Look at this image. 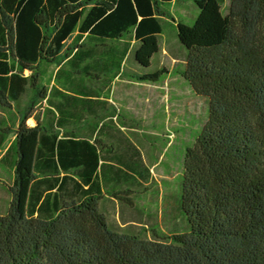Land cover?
Returning a JSON list of instances; mask_svg holds the SVG:
<instances>
[{"label": "trees", "instance_id": "16d2710c", "mask_svg": "<svg viewBox=\"0 0 264 264\" xmlns=\"http://www.w3.org/2000/svg\"><path fill=\"white\" fill-rule=\"evenodd\" d=\"M174 1L195 4L192 24L165 11ZM226 2L0 0V110L20 108L28 88L36 91L15 129L0 123V151L15 135L1 159L15 177L0 216V264H264V0ZM163 18L176 24L186 49L181 76L208 114L184 154L175 206L184 228L148 238L136 221L117 226L102 211L109 195L126 209L148 190L141 150L128 138L93 137L112 123L87 122L73 105L95 99L84 88L83 98L70 93L72 82L68 92L43 86L38 70L55 65L57 80L97 82L136 44L140 79L157 83L167 73L150 71Z\"/></svg>", "mask_w": 264, "mask_h": 264}, {"label": "rangeland", "instance_id": "374dc122", "mask_svg": "<svg viewBox=\"0 0 264 264\" xmlns=\"http://www.w3.org/2000/svg\"><path fill=\"white\" fill-rule=\"evenodd\" d=\"M227 6L228 0L224 9ZM164 9L176 21L186 24H192L198 15V8L192 1H174L165 5ZM162 22L161 51L153 57L150 71L165 68L167 73L157 83L137 85L130 73L131 68L135 67V44L124 63L125 71L116 79L113 91H105L103 96L113 103L114 109L121 115L124 123L119 120L117 123L141 150L151 169L153 181L147 186L148 190L135 200L133 208L124 209L109 195L102 211L117 226L136 221L135 230L148 238L154 237L153 229L171 236L177 228H184L181 216L175 211L182 183L184 154L196 143L208 114L207 102L197 96L181 76L186 49L179 42L176 24L170 18H163ZM175 57L179 58V62H175ZM57 70L55 65L40 67L41 84L61 89L55 78ZM24 74L32 75L30 71ZM35 94L36 91L29 87L19 103L20 108L16 105L2 108L0 123L15 129L23 111L31 107ZM46 107L44 101L37 103L35 114L46 110ZM28 124H34L31 118ZM14 138V133L10 134L0 151V216L6 214L12 201L9 189L14 183V169L10 161L1 159Z\"/></svg>", "mask_w": 264, "mask_h": 264}, {"label": "crops", "instance_id": "0c3cea01", "mask_svg": "<svg viewBox=\"0 0 264 264\" xmlns=\"http://www.w3.org/2000/svg\"><path fill=\"white\" fill-rule=\"evenodd\" d=\"M131 53H132V50L128 52L127 58ZM125 61H124V63H125ZM124 63L118 71L111 72L105 77L100 75L99 81H97V82H95V81L93 82L91 79H89L87 77H83L82 75H71V74H69L68 80L67 79L66 80L65 79L57 80V82L61 86V89L59 88L61 91L68 92V90H67L68 88H67V86L64 85V83L68 84V83L72 82L74 90H72V91L70 90V93H73L74 95H78L79 97L83 98L84 97L83 95L77 94V93L79 90L82 91L84 88V91L87 92V94L90 97H92V99H95L94 102H82L80 104L76 103L73 105V108L75 110V113H77V111L81 110L82 112H80V113L86 117L87 122H91V121H103V122H105V121H108V122L112 123L111 124V130L110 129L101 130V131H99V133L97 130L93 134V137H96L98 134V137L103 139V142H108L109 145L111 144V142L108 141L109 139H125V138H128L131 140L129 134H127L124 131V128L117 123V120L123 122L121 120L122 119L121 115H118V113H117L118 111H116L114 109L113 103H111L107 99H104V97H103L105 95V91H109V90L113 91L112 89H114L116 79L118 77H120L121 74L125 71ZM134 66L135 67L131 68L130 73L133 75V79H135V83L137 85L140 84L141 86H144L147 83L154 84V82H146V81L141 80L140 76H142L143 71L136 64H134ZM57 69H58V67H57ZM103 78H105L104 81H103ZM87 83L90 84V87L88 86L89 89H85L87 86ZM96 95H98V96H96ZM113 102H114V104H116V101H113ZM88 110H89V113H87ZM31 119L33 120V118H31ZM33 122H34V120H33Z\"/></svg>", "mask_w": 264, "mask_h": 264}]
</instances>
